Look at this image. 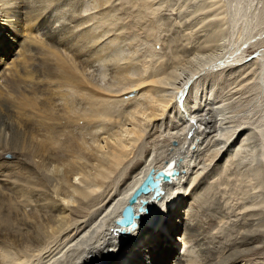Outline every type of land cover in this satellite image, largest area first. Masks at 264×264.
<instances>
[{"label":"bare ground","instance_id":"1","mask_svg":"<svg viewBox=\"0 0 264 264\" xmlns=\"http://www.w3.org/2000/svg\"><path fill=\"white\" fill-rule=\"evenodd\" d=\"M64 6V0H0V264H249L240 258L264 248V238L257 236L264 225H259L261 213L251 208L242 217L231 219L220 200L212 198L209 208L201 203L212 186H203L206 179L189 194L184 184L185 171L192 166L187 154L199 150L216 133L214 157L218 156L239 128L227 137L214 117L183 113L186 124L173 132L167 156H149L118 194H112V187L100 191L105 180L98 176L106 173L101 166L115 169L130 156L149 122L174 111L173 105L180 102L195 76L224 70L228 62L220 60L217 48L211 49L205 62L189 70L180 82L142 76L131 78L117 90L107 89L95 81L91 50L83 45L96 43L99 36L81 31L85 26L79 29L89 20L88 15L74 14ZM211 36L208 43L214 40ZM76 50L83 57V69L76 66ZM262 67L260 73L264 74V64ZM133 69L120 66L119 78L128 77ZM124 91H142L151 97L130 109L128 115L136 121L133 127L110 133L114 138L108 135L105 144L98 143L87 152L81 150L91 147L85 140L81 141L85 146L78 142L72 147L70 143L79 140L75 135L73 140L63 139L69 133L65 129L74 131L71 128L77 121L91 122L107 115L105 110L89 107L93 95ZM75 93H80L89 110L76 111ZM188 125L192 127L190 139L180 140ZM63 167L66 176L60 180ZM152 169H165L168 174L177 169L179 174L161 182L158 196L151 191L138 197L134 203L135 213L141 214L137 226L125 227L130 233L121 236L116 220ZM93 174L96 179L91 178ZM148 206L149 212L139 210ZM202 208L218 220L215 232L202 226L198 213ZM68 211L74 214L71 219ZM225 218L230 223L220 225ZM182 246L184 252H180ZM194 249L201 262L195 259Z\"/></svg>","mask_w":264,"mask_h":264},{"label":"rangeland","instance_id":"2","mask_svg":"<svg viewBox=\"0 0 264 264\" xmlns=\"http://www.w3.org/2000/svg\"><path fill=\"white\" fill-rule=\"evenodd\" d=\"M64 2L63 9L68 8L74 14L88 15L85 17L89 20L79 25V29L85 26L81 31L90 30L99 36L96 43L90 41L83 44L80 41L79 44L91 50L93 56L91 60L94 64L91 73L94 79L96 78L95 81L104 87L108 86L107 89L117 90L123 84L142 76L162 77L163 82H180L188 75L189 70L199 68L208 58L209 52L215 51L216 48L221 53L220 60H224L226 64L228 62L224 70L216 73L200 72L198 77L195 76L186 88V93L179 97L180 102L177 101L173 105L174 111L171 110L172 113L167 111L163 116H158L148 123L146 133L136 141V144L134 143L130 156L128 155L121 165L115 169L108 168L111 171L106 166H101L100 169L106 173L98 175L105 180V185L100 191L103 192L110 187L114 188L112 194H118L149 156L166 157L173 132L182 129L186 124L183 113L210 115L221 122L222 131L229 134L227 137L232 134L234 128L239 129L231 135L225 151L218 156L214 157L217 142L215 140L218 139L216 133L212 138H207L199 150L187 154L186 160H192L191 168L188 172L185 171L187 177L184 184L187 194L191 192L193 186H198L199 182L203 183L206 179L203 186L209 184L214 187L211 186L210 192L204 194L201 199V203H206L205 208L214 203L211 201L212 198L220 200L218 202L225 207L226 216L229 215L231 219L240 218L246 209L253 208L261 213L262 222H259V225L264 224V74L260 73L264 64V0H64ZM211 34L214 40L208 43L207 37ZM76 52L79 54L74 57L78 58L76 66L83 69V57L78 50ZM120 66H131L134 71L131 70L133 73L131 72L128 77L119 78ZM167 76L170 79L166 80ZM134 93L124 91L112 96L93 95L90 106L84 102L80 93H77L78 95L75 93L78 97V102L74 104L76 111L83 113L92 107L97 109L96 111L105 110L107 115L102 114L97 119H91V122L77 121V125L71 128L74 131L71 132L70 128L65 129L69 133L62 138L73 140L77 137L76 140H79L75 144L73 140L70 145L74 146L78 142L82 145L87 143V146H91L90 149H81L87 152L98 143L105 144V138L108 135L113 136L110 133L122 127L124 129L133 127L136 121L129 117L130 109L135 107L136 102L148 101L151 98L149 93L145 94L142 91L139 94L135 93L136 95ZM62 106L65 108V105ZM180 107L187 111H181ZM188 126L180 140H183V137L190 139L192 127ZM244 138L246 139L243 141ZM55 147L56 144L53 148ZM11 157L13 158L6 156L8 159ZM92 172L98 174L94 169ZM60 175V180H64L65 167ZM91 178L96 179L95 174ZM193 180V184L190 185ZM198 213L202 226L205 225L208 230L212 229L215 232L219 226L218 220L211 219L210 213L204 208ZM67 214L70 219L74 217L72 211H68ZM226 221L230 223V220L225 218L220 225L225 223L224 226H227ZM259 228L257 236L263 239L264 225ZM184 249L182 246L180 252H184ZM263 249V246L260 249L256 248L250 255L240 259L249 264H264ZM193 255L201 262L196 249L193 250Z\"/></svg>","mask_w":264,"mask_h":264},{"label":"water","instance_id":"3","mask_svg":"<svg viewBox=\"0 0 264 264\" xmlns=\"http://www.w3.org/2000/svg\"><path fill=\"white\" fill-rule=\"evenodd\" d=\"M179 174V170L173 169L171 174H168L165 169H160L157 172L152 169L146 176L142 184L136 189L128 204L124 207L122 215L116 220V223L121 227L132 226L133 228L137 226L136 218H139L141 214L135 213L134 203L137 202L138 197L142 194L154 191V197L158 196L160 184L162 181L171 180L173 177ZM140 211L149 212L151 207L146 208L141 207ZM122 233H127L126 229L121 230Z\"/></svg>","mask_w":264,"mask_h":264}]
</instances>
